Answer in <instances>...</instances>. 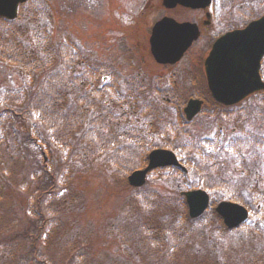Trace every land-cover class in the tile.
<instances>
[{
    "label": "rangeland",
    "instance_id": "rangeland-1",
    "mask_svg": "<svg viewBox=\"0 0 264 264\" xmlns=\"http://www.w3.org/2000/svg\"><path fill=\"white\" fill-rule=\"evenodd\" d=\"M49 1L52 10L48 34L56 50L50 60V71L45 73L32 61L23 59L14 63L16 58L11 62L0 58V264H264V145L258 150L259 157L253 155L256 149L247 147L249 140H242V147L239 145L236 153L227 148V140L231 141V138L248 139L255 135L264 142V115L259 120L240 119L239 115L227 118V115L222 116V109H218L215 115L202 114L186 124L180 117V108L166 103L169 98L182 108L194 89L200 92L199 83L204 80L200 58L207 50L209 36L207 44L206 40L200 41L184 61L173 67L156 65L148 54L150 28L157 19L168 15L182 21L188 14H193L180 8L166 10L162 0ZM227 1L238 5V16L235 11H229L236 17L234 21L240 23L237 19H243V4L247 0ZM260 12L255 6L249 13L252 17ZM217 15L223 16L220 5ZM224 17H227V11ZM12 22L13 28L29 34L27 40L30 34L35 39V26L20 18ZM224 26L227 22L222 18L219 27ZM66 42L72 49L76 47L84 61L97 62L103 68L113 67L121 74L116 85H113L116 80L108 82L105 77L104 86H101L103 76H97L93 83L84 76L81 93L77 96L87 92L82 96L86 97L85 101L91 100L99 106L103 117L113 116L111 125L101 134L110 132L115 140L136 141L131 143V154L135 152L142 164L134 169L144 167L148 153L164 148V145L173 147L180 159L191 158L196 138L209 139L221 128L224 134L214 140L215 145L213 140H207L209 143L203 146L209 151L208 162H217L216 178L248 189L256 199L259 195L258 201L251 206L252 216L245 226L227 231L212 211L205 213V219L189 222L179 193L194 187L191 186L195 182L191 174L182 176L172 168L157 170L148 176L142 188L129 187L127 174L120 177L118 170L108 171L111 168L109 157L115 154L114 149L101 154L93 165L87 160L82 173L73 166L72 188L65 187L68 180L61 176L58 181L61 187L46 195L47 200L36 191L37 178L42 174L39 167L54 171L60 167L62 171L60 163L64 160L61 153L55 152L58 147L41 128L38 116H31L24 104L33 87L37 85L36 88L41 89L48 76H54L64 68L59 45ZM51 44H41L42 50ZM68 59L65 61L70 63ZM77 61L78 58L73 57L72 69L79 72L83 65L79 66ZM133 77L136 82L131 85ZM192 81L198 84L193 86ZM114 87L118 89L113 90ZM158 88L171 90L174 94H157ZM254 104L264 106L259 97L247 103L248 107ZM70 106L67 101L66 107L71 110ZM147 107L156 108L159 118H150L154 115L153 109L149 115L139 112ZM211 109L212 104L205 107V111ZM70 119H73V113ZM23 130L27 133L23 149L7 143L11 139L23 140L25 135L20 137ZM14 132L20 133L11 138ZM183 145L189 148L186 152ZM238 151H245L247 156L235 157ZM101 168L105 170L100 172L98 169ZM211 192L215 204L220 202L223 196L220 190L213 188ZM229 192L236 194L233 189ZM149 193L153 196L147 211L132 206L140 196ZM75 195L82 199L77 209H67V216L54 215L53 210L59 212L58 207L63 206V197ZM157 196L161 199L156 200ZM243 196L246 200L249 198V195ZM128 211L130 215L126 216ZM143 226L154 230L145 232ZM25 230L29 231L27 236ZM54 240L58 244H54ZM87 244L90 247H86ZM78 250L81 255L84 250L88 251L85 261L75 257Z\"/></svg>",
    "mask_w": 264,
    "mask_h": 264
},
{
    "label": "trees",
    "instance_id": "trees-1",
    "mask_svg": "<svg viewBox=\"0 0 264 264\" xmlns=\"http://www.w3.org/2000/svg\"><path fill=\"white\" fill-rule=\"evenodd\" d=\"M50 4L49 0H29L22 8L20 20L35 26L33 32L35 36L34 40L32 34H30V37L27 40L29 35L28 33L22 34L20 32L21 30L13 28L14 22L0 19V58L9 62H11L13 58H16L14 63L23 59L32 61L33 65L38 64L39 69L44 70L45 73L46 71H50V65L52 64L50 60L53 59L56 51L51 44L53 39L48 34L49 13L52 10V5ZM26 19L28 20L25 21ZM41 44H51V47H48L47 49L45 48L46 50H42ZM73 51L75 52L76 58H78V65H85L81 67L83 69H80L78 72L77 70H70V67L65 68L64 66L62 70L55 72L54 76H48L43 82L41 89H37V85L33 87L32 92H30L27 96L24 104V109H26L31 116H38L41 128H43V131H45L46 134L52 138L54 143L53 145L58 147L55 152L58 154L61 153L60 155L64 160V163H60L59 159H57L56 163L57 165L59 163L63 165L62 171L59 170L60 167L55 171L54 169L48 170L45 167H39L42 174L37 178L39 184H36V191L42 194V197L44 196L45 200H47L46 195H49L52 191L61 187V184L59 185L58 182L60 181L61 176L64 178L66 177L68 180L65 187L72 188L70 184L72 182V177L70 178V174L74 171V167H78L80 170H77V172L82 173L81 169L86 165L85 163L87 160L90 161V165H93V163L98 162L101 154H107L112 149L115 150V154H113L112 157H109L111 168L108 171L118 170L120 174L117 172V175L123 177V175L132 171L135 166L142 164V160H139V158L137 160L135 152H133V155L131 154L133 150L131 143L135 144L136 141L132 139L119 141L115 140L114 136L110 134V132L104 135L101 134L100 132L103 131L104 128H109L111 121L114 118L112 116L108 118L103 117L102 114L99 113V106L92 103L91 100L85 101L86 97L82 96H85L87 92H85L84 95L77 96V94L81 93L80 88L82 87L81 83H83L84 76L92 82L97 76L101 77L103 75L108 77L111 81H117L120 78L118 70L113 67H109L102 71V69L96 67L97 62L90 64L86 59L84 61V57L82 58L80 56L78 50L73 48ZM60 53L64 54V50ZM72 72L73 75L71 76L70 74ZM61 80L64 82V85ZM116 81L113 85H116ZM130 82L131 85H133V81L131 80ZM125 83L127 84V81ZM104 84L105 83L102 82L101 86H104ZM67 101L71 104V110L66 107ZM7 113L10 112L7 111ZM71 113H73V119H70ZM0 115L2 114L0 113ZM102 121L104 123L101 125ZM25 131L26 130H23L21 133L14 132L10 135L11 138H15L20 133V137L25 135L21 138L23 140L11 139L8 140L7 143L15 144L14 148L23 149V142L27 141V133H25ZM141 156L142 154H139V157ZM89 169L94 168L90 167ZM195 169L196 168H194V170ZM98 170L102 172L105 169L101 168ZM207 175L206 179L210 178V175ZM214 183H218L217 179ZM152 196L153 195L150 193L140 196V198L137 199L132 206L141 208L143 211H147L148 205L151 204L149 200ZM158 199H161V197L157 196L156 200ZM81 200L82 199L76 195L72 197H63V206L58 207L59 212L53 210L54 215H60L61 217L63 215L67 216L69 211L67 209H77L82 202ZM40 211L41 215L44 217L45 214L42 212L41 207ZM133 214L134 213H132V215ZM136 217H138V214L135 215V218ZM143 229L145 232L154 230L152 227L148 226H143ZM41 231L42 229L39 233ZM24 233L25 236H27L29 231L25 230ZM53 243L58 244L56 240H54ZM33 246L35 248V244ZM86 247H90V244H87ZM84 251L85 253L81 255L79 254L81 250H78L75 257L85 261L84 256L86 258L88 251ZM69 263L71 262L69 261Z\"/></svg>",
    "mask_w": 264,
    "mask_h": 264
},
{
    "label": "water",
    "instance_id": "water-1",
    "mask_svg": "<svg viewBox=\"0 0 264 264\" xmlns=\"http://www.w3.org/2000/svg\"><path fill=\"white\" fill-rule=\"evenodd\" d=\"M26 0H0V16L8 19L16 17L18 5ZM208 0H165L172 7L177 3L186 7H203ZM164 20L154 28L150 43L151 52L160 63H174L197 37L194 27L189 24L171 25ZM173 34L174 36H171ZM264 54V16L251 22L245 29L228 33L213 46L204 62L208 88L215 100L222 104H233L258 89H264L258 69ZM200 103L190 101L185 113L190 119L199 110ZM190 113V114H189ZM178 165L175 156L164 150L153 151L149 164L128 177L131 186L144 184L147 172L158 166ZM189 208V216H200L208 206V196L203 191L182 193ZM217 214L228 228L238 226L247 218V211L236 204L221 202L216 207Z\"/></svg>",
    "mask_w": 264,
    "mask_h": 264
},
{
    "label": "flooded vegetation",
    "instance_id": "flooded-vegetation-1",
    "mask_svg": "<svg viewBox=\"0 0 264 264\" xmlns=\"http://www.w3.org/2000/svg\"><path fill=\"white\" fill-rule=\"evenodd\" d=\"M193 12H195V15L193 16L192 22H194L195 24L198 25L199 29H200V37L204 34H208L210 32L211 29H213V17L211 14V9L208 7L205 10H193ZM220 108H224L222 106H219ZM236 107H227V118L230 117H235L237 115H239L241 118L246 119L247 118V108L248 106H240L238 109H234ZM244 113V115L242 114ZM235 133V131H232ZM227 134L231 135V131L227 130ZM231 138V137H227ZM242 140H249L248 141V148H253L252 146H257L258 144H260V139L257 138V136L255 135H251L248 139L245 138H238L235 140H227L229 142H227V145H229L231 147V144H240L242 145ZM256 148V147H255ZM256 150H258V148H256ZM258 153V151H257ZM257 157V156H256ZM247 171V170H245ZM244 172V171H243ZM229 187H234L237 188L236 184L232 185L231 183L227 182ZM241 190V189H240ZM247 190V189H244Z\"/></svg>",
    "mask_w": 264,
    "mask_h": 264
}]
</instances>
